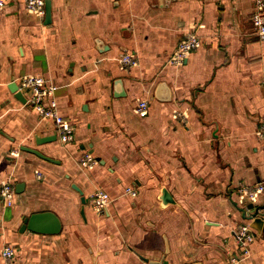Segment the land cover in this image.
I'll list each match as a JSON object with an SVG mask.
<instances>
[{
  "label": "crops",
  "instance_id": "0c3cea01",
  "mask_svg": "<svg viewBox=\"0 0 264 264\" xmlns=\"http://www.w3.org/2000/svg\"><path fill=\"white\" fill-rule=\"evenodd\" d=\"M3 1L0 184L14 193L9 203L0 194V264H264L256 229L243 255L235 238L248 221L244 189L264 184L255 0H49L50 17L48 0L43 15ZM188 33L199 45L173 62ZM125 53L137 63L124 64ZM26 74L56 84L73 140L61 142L55 120L10 90ZM86 151L90 168L80 163ZM98 189L110 195L102 211L91 202ZM253 202L264 204V190ZM43 210L59 216V232L21 229L25 215ZM7 244L12 259L2 255Z\"/></svg>",
  "mask_w": 264,
  "mask_h": 264
},
{
  "label": "built area",
  "instance_id": "2783aa9c",
  "mask_svg": "<svg viewBox=\"0 0 264 264\" xmlns=\"http://www.w3.org/2000/svg\"><path fill=\"white\" fill-rule=\"evenodd\" d=\"M26 8L35 12L36 14L43 15L45 13V0H24ZM4 4L3 0H0V6ZM252 24L259 39L264 40V0H255V8L251 14ZM200 43L199 37L195 33H188L183 36L172 55L171 60L176 63H181L185 59L188 53L196 48ZM121 60L124 64L132 65L137 63V59L129 53L123 54ZM19 89L23 92L26 100L32 104L43 116L52 117L56 123V132L61 142H69L75 137V126L70 120L63 117L57 110V102L54 97V91L56 84L54 82H47L46 79L40 75H23L19 81ZM148 101L141 99L138 101L136 111L144 116L147 114ZM259 136L264 138V121L260 125L258 130ZM80 163L87 168H90L94 163V156L86 151L80 157ZM245 192L248 194L251 201H254L259 192L264 190V184L258 183L252 188H245ZM128 191L135 195L136 191L133 188H128ZM14 193L13 185L10 182H4L0 184V194L6 200L10 202L12 194ZM110 201V195L103 189L95 190L91 195V202L96 210H104ZM255 232L249 223H243L238 226L235 232V238L237 242L242 246L243 255L248 251V244L253 241ZM15 250L10 244H7L2 249V255L6 259H12L14 257ZM240 254V253H239ZM239 254H235L232 257L233 261L240 259Z\"/></svg>",
  "mask_w": 264,
  "mask_h": 264
},
{
  "label": "water",
  "instance_id": "95a60500",
  "mask_svg": "<svg viewBox=\"0 0 264 264\" xmlns=\"http://www.w3.org/2000/svg\"><path fill=\"white\" fill-rule=\"evenodd\" d=\"M51 6L49 0L46 2V16L50 17L51 14ZM9 88L12 92L15 93V96L21 100L26 101V97L21 92V90L18 88V84L16 82H11L9 84ZM57 135L50 134V135H38L36 134L35 140L36 143H43L47 141H52L56 139ZM22 149H25L27 151H31L45 159L48 160H54L49 155L44 154L37 148L23 145L21 146ZM72 186L77 189L81 193V201L83 204L87 201V198L83 194V191L75 184L73 183ZM164 192V199H168L169 195L166 190ZM81 214L84 216V206L81 208ZM248 220H250V226L256 229L260 235L264 237V234L262 231H264V204H255L253 201L247 204L245 208V214H244ZM30 229L36 232H42V233H57L61 230V220L59 216L51 211V210H43V211H35L30 213L29 215H25L23 217V222L21 225V229Z\"/></svg>",
  "mask_w": 264,
  "mask_h": 264
},
{
  "label": "rangeland",
  "instance_id": "374dc122",
  "mask_svg": "<svg viewBox=\"0 0 264 264\" xmlns=\"http://www.w3.org/2000/svg\"><path fill=\"white\" fill-rule=\"evenodd\" d=\"M245 223H250V221L248 220L247 222ZM238 228V227H237ZM252 229L254 230V232L256 233L255 229L252 227ZM237 230V229H236Z\"/></svg>",
  "mask_w": 264,
  "mask_h": 264
}]
</instances>
